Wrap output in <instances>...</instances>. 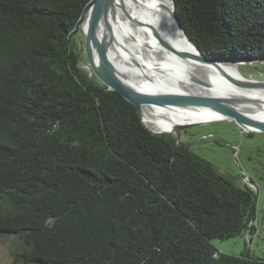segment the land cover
<instances>
[{
  "label": "trees",
  "instance_id": "obj_1",
  "mask_svg": "<svg viewBox=\"0 0 264 264\" xmlns=\"http://www.w3.org/2000/svg\"><path fill=\"white\" fill-rule=\"evenodd\" d=\"M92 1L0 0V237L14 264H264L214 245L253 234L252 189L152 133L83 68ZM173 1L207 59L264 63V0Z\"/></svg>",
  "mask_w": 264,
  "mask_h": 264
},
{
  "label": "bare ground",
  "instance_id": "obj_2",
  "mask_svg": "<svg viewBox=\"0 0 264 264\" xmlns=\"http://www.w3.org/2000/svg\"><path fill=\"white\" fill-rule=\"evenodd\" d=\"M171 0H112L108 11L115 37L109 59L117 78L146 95L185 94L248 100L236 108L251 120L264 121V93L231 86L210 66L195 59V49L178 29ZM88 18L81 22L87 29ZM100 34L109 39L107 23L99 21ZM95 52V50H93ZM229 75L240 77L236 64H223ZM226 82H224V81ZM144 124L155 132L171 133L190 123H208L223 115L195 105L145 104Z\"/></svg>",
  "mask_w": 264,
  "mask_h": 264
},
{
  "label": "rangeland",
  "instance_id": "obj_3",
  "mask_svg": "<svg viewBox=\"0 0 264 264\" xmlns=\"http://www.w3.org/2000/svg\"><path fill=\"white\" fill-rule=\"evenodd\" d=\"M75 39L81 52L83 68L93 80L100 81L88 68L84 29L77 32ZM241 71L246 77L254 74L256 79L264 81V64L242 66ZM180 143L212 163L219 173L236 186L249 187L255 193V231L252 235L243 234L225 241L215 240L217 250L232 255L248 253L255 258L264 257V133H250L234 120L225 119L182 130ZM13 250V243L0 237V264H14Z\"/></svg>",
  "mask_w": 264,
  "mask_h": 264
},
{
  "label": "water",
  "instance_id": "obj_4",
  "mask_svg": "<svg viewBox=\"0 0 264 264\" xmlns=\"http://www.w3.org/2000/svg\"><path fill=\"white\" fill-rule=\"evenodd\" d=\"M112 0H93L84 13L83 20L88 18L87 29L84 30L85 34V54L88 63V68L93 71L95 76L100 80V82L109 90L115 91L122 95V97L135 106L142 118L141 107L145 104H155V105H166V104H176V105H195L198 107H206L211 111H215L221 115L218 120L222 121L225 119L234 120L239 126L250 133H264V121L257 122L251 120L248 116L239 111L236 107L244 105L248 100L242 98H229L222 99L218 97H208V96H191L185 94H168L162 96H153L139 93L129 86L121 82L114 73L111 61L109 59V52L112 47H114L115 37L113 31L112 18L109 11L108 5ZM172 2L171 16L177 25L178 29L182 31L188 43L195 49L197 55L195 59L202 62L204 65L210 66L214 71H216L221 77H223L227 83L231 86L244 91L259 92L264 93V81L256 79L254 74L249 77L243 75L241 71L242 66H256L262 63L257 62H247L245 60H209L207 59L194 45V43L189 39L187 34L181 28L175 14V3ZM103 18L108 26L109 39H105L100 34L99 21ZM82 20V21H83ZM81 31V26H79L78 31ZM95 50V52L93 51ZM79 58H81V52H79ZM223 64H236L237 69L240 73V77L229 75L222 65ZM264 64V63H263ZM91 77V76H90ZM224 81V80H223ZM224 81V82H226ZM214 122V121H213ZM142 123L144 124L143 120ZM208 123H190L186 125H181L176 127L174 133L176 135L177 144L180 143L181 131L193 126L206 125ZM145 125V124H144ZM145 127L154 134H168L163 132H155L149 129L146 125Z\"/></svg>",
  "mask_w": 264,
  "mask_h": 264
}]
</instances>
